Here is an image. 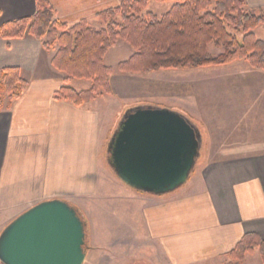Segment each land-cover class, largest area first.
Returning a JSON list of instances; mask_svg holds the SVG:
<instances>
[{
	"label": "crops",
	"instance_id": "1",
	"mask_svg": "<svg viewBox=\"0 0 264 264\" xmlns=\"http://www.w3.org/2000/svg\"><path fill=\"white\" fill-rule=\"evenodd\" d=\"M245 7L259 12L264 0ZM36 9V0H0V25ZM54 19L79 20L55 8ZM57 47L30 34L0 36V71L17 66L28 82L18 98L3 95L0 109V231L32 204L57 197L87 218L83 264H223L245 232L264 239V70L238 59L205 73L213 100L200 98L198 84L176 91L171 104L198 125L201 156L186 183L154 195L126 185L105 160L111 114H122L110 111L112 84L111 95L80 106L54 97L64 78L51 63Z\"/></svg>",
	"mask_w": 264,
	"mask_h": 264
},
{
	"label": "trees",
	"instance_id": "2",
	"mask_svg": "<svg viewBox=\"0 0 264 264\" xmlns=\"http://www.w3.org/2000/svg\"><path fill=\"white\" fill-rule=\"evenodd\" d=\"M149 0H121L96 14L106 24L96 29L81 18L72 25L54 19L50 0H36V12L4 22L0 36L22 37L30 34L42 40L46 49L57 42L52 65L64 73L63 84L54 92L80 106L110 94V75L114 67L107 66L104 56L108 49L123 39L134 52L120 61L116 69L127 73H146L160 69H192L228 64L245 59L254 68L264 70V40L255 36L254 29L264 23V10L245 8V0H157L173 1L171 7L158 16L147 10ZM121 21H116V16ZM240 36V38H239ZM220 47L211 53L209 45ZM73 79H88L90 86L77 90L69 85ZM19 67L6 66L0 71V109L3 95L11 101L27 88ZM85 223L87 249L88 221L82 210L71 203ZM258 249L264 264V239L254 231L245 232L229 251L223 264H243L245 255Z\"/></svg>",
	"mask_w": 264,
	"mask_h": 264
},
{
	"label": "water",
	"instance_id": "3",
	"mask_svg": "<svg viewBox=\"0 0 264 264\" xmlns=\"http://www.w3.org/2000/svg\"><path fill=\"white\" fill-rule=\"evenodd\" d=\"M201 147V134L182 113L166 106L126 110L107 145V164L126 185L162 195L189 178ZM85 223L62 198L34 203L0 231L2 264H83Z\"/></svg>",
	"mask_w": 264,
	"mask_h": 264
},
{
	"label": "rangeland",
	"instance_id": "4",
	"mask_svg": "<svg viewBox=\"0 0 264 264\" xmlns=\"http://www.w3.org/2000/svg\"><path fill=\"white\" fill-rule=\"evenodd\" d=\"M120 1L121 0H88V1L87 0H51L53 7L55 8V13L58 17H67V20L72 18L75 19L86 18L88 24L96 29L105 27L106 24L100 17L97 16L96 12L102 11L108 7H114L117 4H119ZM172 4L173 1L149 0L147 10L160 16L163 13H165L171 7ZM116 21L117 22L121 21L120 15L116 16ZM255 32L257 37L264 38V23L260 24V26H258L255 29ZM220 50H221L220 47H216L212 44L209 45V51L211 53H219ZM133 52L134 49L129 45V43L119 38L108 49V51L104 56L105 64L107 66L114 67V71L110 75V85L112 84L117 97H115L114 101H112V103L110 104V111H114V112L116 111V113L121 112L123 114L126 111L127 105H134L137 104V101H141V103H148L147 105L154 104L157 106H161L160 103H168L169 105L168 107L170 109L179 112L178 110H176L177 108L176 105L171 104L177 102L175 96L177 94L176 91L180 90L181 92L186 90L187 92L188 90L194 88V85L196 84L200 86L199 89H200L201 99L204 100L214 99L212 96L214 92H210L209 90L203 88L208 86L206 84L207 81L208 84L212 82L211 80L208 79V76L205 73L210 74L211 70H221V67H218L219 65L197 67L192 69H160L157 71H151L146 73H127L117 70L116 69L117 63L128 59ZM90 83L91 82L88 79H74V82L69 85L78 89L79 87H81V84L83 85L86 84V86H82V88L85 87L87 88L90 86ZM209 86H213V85H209ZM111 91H112V87H111ZM111 94L112 92L109 95ZM204 94H207V96H205ZM184 95H188V94H184ZM186 99L187 98H185V100ZM122 114L119 113L120 116L118 118L116 117V114L114 115L111 114V118L115 119V123L113 124L114 127L111 133H113L116 130L120 122L119 119ZM189 120L193 125L198 126L191 119ZM203 130L205 131L204 127ZM200 153H201V149L199 152V156L196 159V163L198 162L201 156ZM105 158H106V154H105ZM96 213L97 212L95 211L92 217L93 223L97 219ZM110 217L111 216L109 214V218ZM92 256L93 253H91L90 258H93ZM247 261L248 264H262L260 254L257 250L255 251L254 256L253 255L247 256Z\"/></svg>",
	"mask_w": 264,
	"mask_h": 264
},
{
	"label": "built area",
	"instance_id": "5",
	"mask_svg": "<svg viewBox=\"0 0 264 264\" xmlns=\"http://www.w3.org/2000/svg\"><path fill=\"white\" fill-rule=\"evenodd\" d=\"M1 264V263H0Z\"/></svg>",
	"mask_w": 264,
	"mask_h": 264
}]
</instances>
